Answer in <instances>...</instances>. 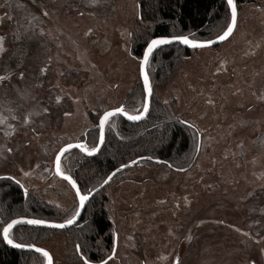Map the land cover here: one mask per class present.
<instances>
[{
    "label": "rangeland",
    "instance_id": "rangeland-1",
    "mask_svg": "<svg viewBox=\"0 0 264 264\" xmlns=\"http://www.w3.org/2000/svg\"><path fill=\"white\" fill-rule=\"evenodd\" d=\"M139 10V0L0 3V58L11 47L13 17L32 46L23 67L1 74L8 78L0 81V176L38 188L62 208L73 205L71 186L50 176L51 159L90 128V111L121 105L136 84L140 57L130 33ZM233 32L220 46L197 49L154 88L200 130L201 149L183 172L142 167L126 172L135 177L129 183L107 184L119 264H175L177 257L179 264H264V0L238 5ZM41 246L53 264H83L67 261L61 235Z\"/></svg>",
    "mask_w": 264,
    "mask_h": 264
},
{
    "label": "trees",
    "instance_id": "trees-1",
    "mask_svg": "<svg viewBox=\"0 0 264 264\" xmlns=\"http://www.w3.org/2000/svg\"><path fill=\"white\" fill-rule=\"evenodd\" d=\"M244 1L235 0L237 6ZM0 3H4L5 7L11 0H0ZM139 3L140 15L136 27L130 33V48L135 58L142 56L146 41L153 37L183 34L196 40L215 38L230 16L226 0H139ZM8 28H10L8 41L11 47L6 56L0 58V76L9 71L12 73L18 71L24 66L32 51L26 35H23L15 25L14 17L8 21ZM196 51L197 49L185 48L177 42L155 50L146 68L153 86L150 111L146 118L138 122H127L121 116L113 117L110 124L114 127L106 125L104 144L98 153L87 156L77 149L72 150L68 159L64 161V167L77 180L82 191L103 182L108 173L117 166L140 157L153 159L138 160L129 169L117 172L109 183L116 182V186L129 183L131 180L127 181L129 177L126 172L142 167L177 171V167L187 169L192 166L198 155L193 148L195 129L180 122L184 117L176 113L175 100L165 103L166 100L163 101L154 88L157 84L168 81L179 64ZM139 78L126 92L121 103L129 111L139 108L142 101L143 85ZM100 114L102 113L90 111L92 125L79 137L90 147L98 142L97 117ZM39 150L45 151V145L43 144ZM156 160L169 161L174 166L169 168ZM159 175L162 176L161 173ZM50 176H56L52 169ZM147 176L143 177L144 182L148 180ZM15 181L7 176L0 178V226L3 222L19 216L55 222L64 220L65 208L47 201V194L36 187L27 188L28 195L25 196L24 190ZM108 185L93 194L82 210L79 221L69 228L17 225L12 231L13 238L18 243H35L41 246L47 239L61 235L64 251L67 256L69 255L67 261H72L73 258L76 261L80 260L76 245L81 246V251L89 260L104 258L109 252L110 244L113 243L109 216L112 200L106 190ZM0 264H44V258L35 251L20 250L7 245L0 235Z\"/></svg>",
    "mask_w": 264,
    "mask_h": 264
},
{
    "label": "snow or ice",
    "instance_id": "snow-or-ice-1",
    "mask_svg": "<svg viewBox=\"0 0 264 264\" xmlns=\"http://www.w3.org/2000/svg\"><path fill=\"white\" fill-rule=\"evenodd\" d=\"M227 2V8L230 11V18L227 20L226 25L223 27V29L215 36L214 39H208L204 41H198L196 39H190L189 35H183V34H173L169 36H159L156 38H152L148 41H146V47L144 48L142 58L139 60V72L140 76L143 78V97L142 101L140 103L139 108H133L132 111H129L125 105L121 104L119 106L110 107L103 111L102 114L98 115L97 119L99 121L97 127L99 130V137H98V143L93 144L91 147L83 142L82 140H78L75 143L68 142L64 143L62 146L58 148V150L54 153L52 159H51V166L54 169V173L56 176L60 177L63 181H66L71 188L74 190V200L73 205L70 209H65L66 217L64 218L62 223H50L43 219H27L24 217H18L15 219H10L8 221H5L2 223V226H0V235H2L3 240L10 245L13 248L17 249H29L34 250L36 253L40 254L44 258V264H53V258L50 255V253L45 250L44 248L37 247L35 244L32 243H24V242H16V240L12 236V231L15 226L17 225H47L49 227L53 228H65L69 225H72L77 222V218L81 216V210L85 208L86 202L89 201L90 197L93 195V193L96 191L95 186H93L91 189H88L87 191H82L81 188L78 185V182L76 179L73 178V176L70 174V171L64 167V161L68 159V155L71 154L73 149L79 150V152L84 153L87 156H93L95 155L100 145L104 143L105 140V127L110 126L114 127V125L110 124V121L113 117L121 116L123 118H126L127 121L130 122H138L146 118L147 114L150 111V102L151 97L153 95V88L150 83L149 75L147 73V66L149 64L150 57L153 56V53L155 50L159 49L162 46L170 45L173 42H179L181 44L187 45L189 47H192L194 49L196 48H203L211 46L212 44L219 42V41H225L228 39L231 34L233 33L234 29L237 25V18H238V11H237V4L235 0H226ZM43 16H48V13L45 11L43 12ZM92 30L89 29L88 32L90 33ZM43 34V32L41 33ZM88 33H85L87 35ZM192 35V34H190ZM3 37L0 36V52L3 51ZM41 71H44V69H41ZM21 77L23 76V73L20 74ZM6 76H0V81H3L7 79ZM57 102L59 103L60 97H57ZM167 103V101H165ZM211 103V101H209ZM45 112L48 111L47 108L44 109ZM65 115H68V113H65ZM24 124L29 123L28 116L24 117L23 120ZM183 124H186L189 128L195 129L194 135H193V148L195 152H199L201 149V144L198 139V137L201 136L200 130L196 127L195 124L189 123L187 120L180 121ZM12 128V126H9ZM12 149L9 148L8 152H11ZM143 159V158H140ZM147 159L151 160L153 157H148ZM158 163L165 164L167 167L172 168L174 165L170 163L169 161H159ZM136 163L135 160L131 161L130 164L125 165L121 164L119 168L116 169V171L112 172L111 174L107 175L106 178L103 179V184L107 185L113 177L116 175V172H119L121 169L125 167H129L131 165H134ZM177 171L183 172L185 169L183 167H177ZM29 173L25 172L24 175L27 176ZM11 178V177H9ZM17 185L20 186L24 190V195H28V189L24 187L23 184L20 183L19 180L15 181ZM237 231H240V229H236ZM244 236H248V233H242ZM189 240H191V236L187 237ZM76 251L80 254V259L82 260L83 264H91L90 260L83 254L81 251V246L76 245ZM115 255V246H113L112 249V255H109L107 259H101L100 264H108V261L113 258ZM175 264H179V257L176 258Z\"/></svg>",
    "mask_w": 264,
    "mask_h": 264
},
{
    "label": "water",
    "instance_id": "water-1",
    "mask_svg": "<svg viewBox=\"0 0 264 264\" xmlns=\"http://www.w3.org/2000/svg\"><path fill=\"white\" fill-rule=\"evenodd\" d=\"M237 11H238V6H237ZM235 30V29H234ZM234 33V32H233ZM232 33V34H233ZM231 34V35H232ZM157 37H159V36H157ZM153 38H156V37H153ZM189 38L190 39H193V38H191L190 36H189ZM152 39V38H151ZM211 39H214V38H211ZM198 41H204L203 39H199ZM224 41H219V42H216V43H214V44H212L211 46H208V47H212V46H214V45H218V44H221V43H223ZM174 43V42H173ZM181 46H183V47H185V48H192V47H189V46H187V45H184V44H181V43H179ZM145 47H146V45H145ZM144 47V48H145ZM192 49H194V48H192ZM196 49H199V48H196ZM143 55V54H142ZM140 58H142V56L140 57ZM140 58H139V60H140ZM139 73V79H140V82H141V85H143V78L140 76V72H138ZM152 88H153V86H152ZM151 100H152V97H151ZM150 104H151V102H150ZM102 113H103V111H102ZM125 120H126V118H124ZM127 121V120H126ZM128 122V121H127ZM98 123H99V121H97V125H98ZM99 137V136H98ZM200 138V137H199ZM80 140V139H79ZM84 142V141H83ZM72 143H75V142H72ZM104 144V143H103ZM103 144L102 145H100V147H99V150H98V152L101 150L100 148L103 146ZM143 159H147V157H142ZM135 161H136V163L138 162V160H142V159H134ZM131 161H133V160H131ZM131 161H129V163H126L125 165H128V164H130V162ZM157 161V160H156ZM160 161V160H159ZM135 163V164H136ZM134 164V165H135ZM133 165H131V166H129V167H125V168H123V169H121L120 171H123V170H127V169H129L130 167H132ZM120 167V165L119 166H117V168H119ZM117 168H115V169H113L109 174H111L112 172H114V171H116V169ZM119 171V172H120ZM53 174L55 175V173H54V169H53ZM116 175H117V172H116ZM115 175V176H116ZM114 176V177H115ZM1 177H5V176H0V178ZM60 178V177H59ZM105 187V185L103 184V182H101L100 184H98L97 186H95V188H96V191L94 192V193H96V192H98L99 190H101L102 188H104ZM93 193V194H94ZM93 196V195H92ZM91 198V197H90ZM88 202V201H87ZM87 202H86V204H87ZM83 210V209H82ZM82 210H81V215H82ZM19 217H22V216H19ZM81 217V216H80ZM80 217H78L77 218V221L79 220V218ZM24 218H27V219H38V218H34V217H32V218H28V217H24ZM15 219V218H14ZM44 220H46V221H48V222H50V223H62L63 221H57V222H55V221H51V220H47V219H44ZM75 224V223H74ZM32 226V225H31ZM34 226H38V227H49V226H47V225H34ZM70 227V225L69 226H67V227H65V228H62V229H66V228H69ZM49 228H53V227H49ZM54 229H57V228H54ZM59 229H61V228H59ZM115 236V235H114ZM116 236H115V239L113 240V243H116ZM4 241V240H3ZM6 243V242H5ZM7 244V243H6ZM8 245V244H7ZM36 245V244H35ZM37 247H41V248H43L42 246H39V245H36ZM21 250V249H20ZM23 250H27V251H34V250H29V249H23ZM45 250H47V249H45ZM48 251V250H47ZM49 253H50V255L52 256V254H51V252L50 251H48ZM110 255H112V253L110 254ZM109 256V255H108ZM52 258H53V256H52ZM108 258V257H107ZM107 258H105V259H107ZM96 264H100V261L99 262H97Z\"/></svg>",
    "mask_w": 264,
    "mask_h": 264
},
{
    "label": "flooded vegetation",
    "instance_id": "flooded-vegetation-1",
    "mask_svg": "<svg viewBox=\"0 0 264 264\" xmlns=\"http://www.w3.org/2000/svg\"><path fill=\"white\" fill-rule=\"evenodd\" d=\"M104 111V110H103ZM128 180H134V179H132V178H127V181ZM80 219V218H79ZM79 221V220H78ZM189 232V231H188ZM188 234V236H191V237H195V236H198L199 235V233L198 234H194L193 236H192V234H189V233H187ZM113 246H115V255L113 256V258L111 259V260H115V259H117V264H119V263H121V259H120V257H118V255H116L117 254V243H111L110 244V247L108 248L109 249V252H108V254L107 255H105L104 256V258H102V259H105V258H107L108 257V255H110L111 253H112V249H113ZM120 253V255L122 254V256L124 257V254H125V251L124 250H121L120 252H118V254ZM79 256H80V254H79ZM81 260V259H80ZM101 260V259H100ZM100 260H96V261H92V260H90V262H91V264H96L97 262H99ZM111 260H109L108 261V263L111 261ZM81 262H82V260H81ZM143 264H144V262H143Z\"/></svg>",
    "mask_w": 264,
    "mask_h": 264
}]
</instances>
